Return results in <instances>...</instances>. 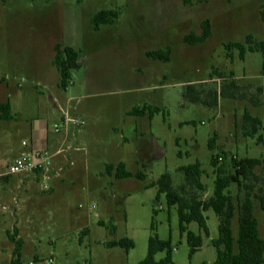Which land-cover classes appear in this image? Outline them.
I'll return each mask as SVG.
<instances>
[{
	"label": "rangeland",
	"instance_id": "1",
	"mask_svg": "<svg viewBox=\"0 0 264 264\" xmlns=\"http://www.w3.org/2000/svg\"><path fill=\"white\" fill-rule=\"evenodd\" d=\"M3 4L0 93L18 85L17 94L4 95H10L18 109L15 119L24 125L45 120L52 131L60 123L52 116L57 90V112L84 121L78 147L90 160L86 174L64 177L57 197L40 193L42 182H38L39 203L35 207L29 203L31 209L18 224L23 241L21 264L36 259H51L50 264H138L146 255L151 235L169 241L174 264H211L215 259L211 240L217 237L218 225L213 211L203 212L207 237L195 222L187 226L202 239L199 251L189 258L175 206H168L156 187L146 186L169 173L172 186L177 187L182 182L178 168L197 161L203 172L205 191L200 197L204 200L213 187L212 154L224 152L227 162L231 158L264 159V142L258 144L242 134L246 110L260 119L258 134L264 140V93L257 92L258 87L264 89V54L247 52L240 60L237 51L228 58L224 50V44L243 42L247 35L264 40L259 15L264 0H4ZM102 9L114 10L118 16L113 24L95 30L91 17ZM204 20L210 23V37L202 44L185 43L184 36L201 32ZM56 44L79 50L83 57L81 68L72 73L65 89L58 86L52 65ZM157 51H168V61L149 56ZM27 68L46 70L47 75L27 73ZM230 81L239 88L236 98L219 97L212 107L182 97L187 84L207 99L208 91H218ZM147 106L160 111L151 118L147 112L130 115L133 109ZM8 124L0 119V139ZM71 126L70 130L75 129ZM214 133L217 137L211 151L207 144ZM22 137L17 135V142ZM154 146L163 151L158 159L147 154ZM119 162L132 174H144V180L117 182L104 173L105 164ZM262 171L257 168L254 173L261 176ZM259 183L251 177L244 181L254 192ZM230 188L234 195L235 186ZM19 205L26 206L24 202ZM252 207L258 234L264 238V213L257 201ZM12 225L10 220L5 227ZM83 228L86 235L81 234ZM236 229L234 218V235ZM2 237L4 228H0ZM124 238L133 242L132 249L105 246ZM164 254L158 252L154 259Z\"/></svg>",
	"mask_w": 264,
	"mask_h": 264
},
{
	"label": "trees",
	"instance_id": "2",
	"mask_svg": "<svg viewBox=\"0 0 264 264\" xmlns=\"http://www.w3.org/2000/svg\"><path fill=\"white\" fill-rule=\"evenodd\" d=\"M260 19L264 22V4L260 6ZM117 12L114 10H99L91 17V24L95 30L101 25H111L117 19ZM201 32L198 35L189 34L184 36L183 41L189 45L202 44L211 35V26L208 20H204L200 25ZM225 55H230L235 50L238 57L242 60L247 52H258L264 54V40H254L251 35H247L243 42H228L224 44ZM149 56L152 59L167 62L168 51L151 52ZM83 57L79 50L70 46L54 47V56L52 65L55 67L59 81L58 86L65 89L71 80L74 71L81 68ZM219 75V74H218ZM232 76V73H230ZM220 77V76H219ZM239 91L234 81L224 83L218 91H208L207 99H201L200 92L191 84L184 87L182 97L191 103H202L205 106L212 107L216 104L219 97L236 98ZM258 94L264 93V89L258 87ZM160 111L157 107H142L133 109L130 115L140 116L147 112L151 118L153 114ZM11 117L8 101L0 103V119H9ZM242 134L244 137L255 139L258 144L264 140L258 134L261 121L258 117L252 116L244 110L242 117ZM217 134L214 133L208 141L209 150L215 148ZM179 155V154H178ZM218 158H221L219 161ZM210 165L213 170L214 180L211 195L207 199H201V194L205 188L201 183L202 171L199 162L181 166L178 171L182 174V182L177 186H172L171 176L169 173L162 174L157 181L148 184L146 187H156L157 195L163 194L166 204L173 205L176 208L178 218L179 233L185 235L186 243L189 247L188 257L190 258L195 252L199 251L202 245L200 235H195L187 229L191 222H195L204 236H208L205 217L203 212L210 209L213 211L218 220L217 237L211 240V245L215 250V259L211 264H264V238L258 234L257 220L253 216L252 204L257 201L259 208L264 213V159L244 158L236 160L235 158L226 161L224 152L211 155ZM261 168V176L255 175L254 171ZM114 171V178L124 180L135 178L143 181L144 174L137 172L132 174L125 169L122 162L116 165L107 164L105 172L110 175ZM249 177L254 183L260 186L253 191L251 186L244 184ZM263 177V178H261ZM235 186L236 193L233 195L231 186ZM235 218L237 229L236 234L232 231V221ZM98 224H103L98 222ZM152 227V226H151ZM114 231L111 226L109 232ZM82 235L87 234V229L81 231ZM81 239V238H80ZM79 239V242L81 241ZM9 240L13 244L10 264H21V245L20 239L16 238V232L9 235ZM107 248L120 247L125 251L133 248V242L124 238L120 240H111L105 243ZM164 251V257L158 261L154 256L158 252ZM169 241H161L155 235H151L147 242V252L143 260L138 264H174L170 255ZM200 264H207L202 262Z\"/></svg>",
	"mask_w": 264,
	"mask_h": 264
},
{
	"label": "crops",
	"instance_id": "3",
	"mask_svg": "<svg viewBox=\"0 0 264 264\" xmlns=\"http://www.w3.org/2000/svg\"><path fill=\"white\" fill-rule=\"evenodd\" d=\"M3 1L4 0H0V7L4 6ZM25 71H27V73L30 71L33 73H39L42 77L47 75L46 70H40L38 68H36V70L27 68ZM6 87L9 88L7 84ZM19 90L20 88L17 85L16 88L13 86L10 87L8 92L17 94ZM8 92L2 90V93H0L2 94L0 103L8 101L11 114L9 119H4V121H7L9 124L3 127L5 136L0 139V177H2L1 179L4 181L3 184L0 183V228H4L5 234V238H0V262H3L4 259L10 260L11 258L13 247L10 245L9 235H12V232H16V238L23 242L20 235L21 229L18 227V224L22 215L25 214L28 209H31L29 203H34V205L32 204L34 207L38 205L39 199L36 193L39 191L37 185L41 180L38 175L33 174L4 176L3 174L6 166L24 151L34 148H45L52 156V164L49 180L47 181L48 189L46 191L40 190V193L50 192L57 197V188L62 187L61 185L64 181V177H75L86 174L90 163L88 155L86 153L81 154L82 150L78 147L79 128L71 126L75 129L70 130V127H68L66 131L55 134L51 131V128L45 120H38L28 125H24L23 122L15 119L18 114V109L14 106L13 101L9 99L10 95L4 97ZM54 94H56V98L53 97L56 102V110L52 112V116L55 115L53 118H55L56 122L57 120L58 122H61L62 113L59 110L57 112V90ZM126 112L125 114H127ZM17 135L23 136L22 139L18 140L19 144L16 139ZM22 142H26L27 145L22 146ZM148 152L149 153L147 154L151 156V151ZM109 164L114 165L112 163ZM106 165L107 164L103 167L105 174H107L105 172ZM108 176L114 177V171H111ZM115 180L117 182L122 181ZM19 202H24L26 206L24 208L23 206H18ZM16 206L17 210H15ZM15 216L17 218H14ZM10 220L11 222L13 221V225L6 228L5 226ZM15 221L17 222L15 223Z\"/></svg>",
	"mask_w": 264,
	"mask_h": 264
},
{
	"label": "built area",
	"instance_id": "4",
	"mask_svg": "<svg viewBox=\"0 0 264 264\" xmlns=\"http://www.w3.org/2000/svg\"><path fill=\"white\" fill-rule=\"evenodd\" d=\"M62 119L60 124H54L52 126V132L58 134L62 131H66L69 125L76 128H80L84 125L82 119H75L69 116L67 112H62ZM26 142H22V146H26ZM51 154L45 148H34L22 152L11 163L6 166L4 176H14L21 174H33L38 175L41 178L42 190L48 189L47 181L49 180V174L51 171ZM221 160V158H218ZM51 259L46 261H31L28 264H50Z\"/></svg>",
	"mask_w": 264,
	"mask_h": 264
},
{
	"label": "water",
	"instance_id": "5",
	"mask_svg": "<svg viewBox=\"0 0 264 264\" xmlns=\"http://www.w3.org/2000/svg\"><path fill=\"white\" fill-rule=\"evenodd\" d=\"M163 155V151L159 148H157L156 146H154V148L152 149L151 152V158L152 159H158Z\"/></svg>",
	"mask_w": 264,
	"mask_h": 264
}]
</instances>
